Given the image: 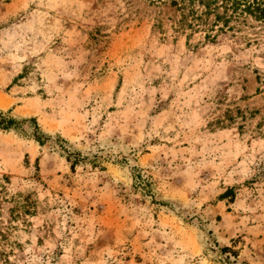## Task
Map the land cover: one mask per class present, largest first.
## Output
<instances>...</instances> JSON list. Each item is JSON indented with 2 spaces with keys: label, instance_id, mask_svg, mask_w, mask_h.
Returning a JSON list of instances; mask_svg holds the SVG:
<instances>
[{
  "label": "rangeland",
  "instance_id": "rangeland-1",
  "mask_svg": "<svg viewBox=\"0 0 264 264\" xmlns=\"http://www.w3.org/2000/svg\"><path fill=\"white\" fill-rule=\"evenodd\" d=\"M172 1L0 0V264H264V19Z\"/></svg>",
  "mask_w": 264,
  "mask_h": 264
},
{
  "label": "trees",
  "instance_id": "trees-1",
  "mask_svg": "<svg viewBox=\"0 0 264 264\" xmlns=\"http://www.w3.org/2000/svg\"><path fill=\"white\" fill-rule=\"evenodd\" d=\"M190 2H193L194 0H189ZM201 4H203L207 8V12H212L213 5L218 6L217 4L221 1L224 3V8L228 10V3L231 2V9L233 11L242 8L244 6V11L254 15L257 19H264V0H254L253 2H249L247 0H198ZM172 3L177 4L176 0H173ZM194 16L197 17V19L200 18V16L195 12ZM229 18L227 15L224 16L222 13L216 14V21H224L223 24L229 22ZM1 116V115H0ZM17 124V121L13 117H0V126L2 129L8 130L14 127V125ZM229 192V190L224 194Z\"/></svg>",
  "mask_w": 264,
  "mask_h": 264
}]
</instances>
